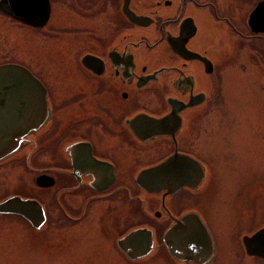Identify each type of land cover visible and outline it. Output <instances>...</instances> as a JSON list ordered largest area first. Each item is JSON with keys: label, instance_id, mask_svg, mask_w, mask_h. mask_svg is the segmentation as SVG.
Masks as SVG:
<instances>
[{"label": "flooded vegetation", "instance_id": "flooded-vegetation-1", "mask_svg": "<svg viewBox=\"0 0 264 264\" xmlns=\"http://www.w3.org/2000/svg\"><path fill=\"white\" fill-rule=\"evenodd\" d=\"M6 2L0 0V15L45 30L63 51L55 57L52 42L39 60L45 81L25 61L17 63L45 86L50 115L0 169L30 173L37 191L51 194L52 215L73 224L87 215L125 222L138 215L144 221L132 230L149 227L156 234L195 211L178 202L179 196L186 192L193 199L200 189L153 195L138 185L137 176L176 152L197 158L208 171L194 150L197 139L208 134L218 88L233 63L230 43H264V32L254 29L264 26V0H49L50 16L42 27L33 23L45 0ZM262 5L263 21L252 24ZM20 42L9 30L0 31V45L12 44L15 54ZM57 57L63 68H55ZM173 108L180 117L163 125L167 135L157 136L162 125L133 122L139 114L161 119ZM41 177L47 186L39 184ZM28 198L44 206L48 225L46 206L36 195ZM92 205L103 210L90 212ZM115 246L119 249L118 241Z\"/></svg>", "mask_w": 264, "mask_h": 264}, {"label": "rangeland", "instance_id": "rangeland-1", "mask_svg": "<svg viewBox=\"0 0 264 264\" xmlns=\"http://www.w3.org/2000/svg\"><path fill=\"white\" fill-rule=\"evenodd\" d=\"M4 30L21 39V50L15 54L12 44L0 45V66L23 60L47 80L39 60L52 42L55 57L62 53L60 40L56 43L46 38L45 30L28 29L0 15V31ZM229 48L233 63L217 89L208 134L197 139L194 149L209 168L207 179L193 199L183 192L178 202L192 206L209 226L217 246L213 264H264V258L248 256L242 242L243 235L264 227V43L239 44L235 39ZM4 49L9 51L6 55ZM60 57L53 61L56 69L63 68ZM13 194L38 196L51 213L50 222L41 231L19 216L0 215V264H181L162 245L164 230L155 234L157 248L149 257L131 261L121 254L117 241L144 217L131 215L125 222L110 215H87L84 222L73 224L52 215L51 194L37 191L30 173L2 168L0 201ZM102 210L96 205L89 208Z\"/></svg>", "mask_w": 264, "mask_h": 264}, {"label": "water", "instance_id": "water-1", "mask_svg": "<svg viewBox=\"0 0 264 264\" xmlns=\"http://www.w3.org/2000/svg\"><path fill=\"white\" fill-rule=\"evenodd\" d=\"M13 0H7L6 4ZM263 5L252 18L263 21ZM15 16L13 11H8ZM37 21H27L35 26H44L50 16V2L45 0L44 8L37 12ZM258 22V21H256ZM264 32V26H254ZM192 106V103L187 105ZM173 112L161 119L147 116L146 119L162 125L157 136L167 135L165 127L169 120L180 117ZM50 115L48 94L45 86L26 67L18 64L0 66V164L15 156L27 141L47 123ZM140 120L139 117L133 122ZM165 124V127L163 125ZM158 127V126H157ZM207 169L197 158L176 152L160 164L142 170L137 176L138 185L147 193L165 196L176 195L180 190L189 188L199 190L207 179ZM46 177L39 184L47 186ZM0 215H16L25 219L34 229L42 230L47 224L44 206L36 199L11 196L0 202ZM248 256L264 258V227L242 238ZM162 244L170 256L181 264H213L217 259L215 238L197 211H191L176 218L164 232ZM118 246L130 259L141 260L156 250L155 233L149 227L131 230L118 240Z\"/></svg>", "mask_w": 264, "mask_h": 264}, {"label": "bare ground", "instance_id": "bare-ground-1", "mask_svg": "<svg viewBox=\"0 0 264 264\" xmlns=\"http://www.w3.org/2000/svg\"><path fill=\"white\" fill-rule=\"evenodd\" d=\"M147 116H148L147 114H139L137 117L140 118L139 121H142L143 123H146V122H144V121L147 120V119H146ZM146 126L151 127V124H150V123H147ZM157 135H159V133H157ZM169 157H170V156H169ZM169 157H168V158H169ZM166 159H167V158H166ZM166 159H165V160H166ZM163 161H164V160H163ZM163 161H162V162H163ZM160 163H161V162H160ZM160 163H159V164H160ZM157 165H158V164H157ZM155 166H156V165H155ZM185 189H189V188H184V189H182V190H185ZM182 190H180L179 192H181ZM179 192H178V193H179ZM0 202H1V201H0ZM119 239H120V238H119ZM119 249L121 250L120 247H119ZM121 251L124 252L123 250H121ZM245 252H246V251H245ZM124 253H125V252H124ZM125 254H126V253H125ZM126 257L129 258V256H128L127 254H126ZM129 259H130V258H129ZM130 260H131V261H138V260H132V259H130Z\"/></svg>", "mask_w": 264, "mask_h": 264}]
</instances>
